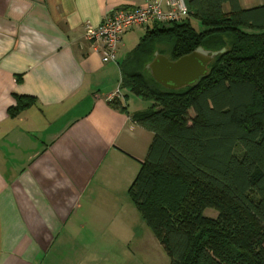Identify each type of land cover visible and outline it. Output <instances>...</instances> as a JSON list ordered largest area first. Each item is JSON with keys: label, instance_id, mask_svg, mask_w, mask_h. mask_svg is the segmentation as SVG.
I'll return each mask as SVG.
<instances>
[{"label": "crops", "instance_id": "0c3cea01", "mask_svg": "<svg viewBox=\"0 0 264 264\" xmlns=\"http://www.w3.org/2000/svg\"><path fill=\"white\" fill-rule=\"evenodd\" d=\"M144 2L0 0V264L60 262L52 254L64 255L84 188L100 172L109 192L119 171L129 188L139 174L154 134L136 116L152 103L122 86L123 65L157 24L127 32L110 63L85 35ZM115 92L127 110L111 104Z\"/></svg>", "mask_w": 264, "mask_h": 264}, {"label": "trees", "instance_id": "16d2710c", "mask_svg": "<svg viewBox=\"0 0 264 264\" xmlns=\"http://www.w3.org/2000/svg\"><path fill=\"white\" fill-rule=\"evenodd\" d=\"M188 5V19L157 24L123 65L122 86L152 103L136 119L154 134L129 193L172 264H264V6ZM199 48L218 55L193 86L143 73L156 53L176 61Z\"/></svg>", "mask_w": 264, "mask_h": 264}, {"label": "rangeland", "instance_id": "374dc122", "mask_svg": "<svg viewBox=\"0 0 264 264\" xmlns=\"http://www.w3.org/2000/svg\"><path fill=\"white\" fill-rule=\"evenodd\" d=\"M191 20L196 29L203 27L198 19ZM143 73L151 75L146 68ZM102 177L100 172L94 183L84 188L77 211L62 234L60 243L66 237L64 255L52 254L60 261L54 260L55 264H172L132 200L127 176L119 171L110 192L104 190ZM205 215L217 218L218 212L207 209Z\"/></svg>", "mask_w": 264, "mask_h": 264}, {"label": "built area", "instance_id": "2783aa9c", "mask_svg": "<svg viewBox=\"0 0 264 264\" xmlns=\"http://www.w3.org/2000/svg\"><path fill=\"white\" fill-rule=\"evenodd\" d=\"M189 16L187 0H168L167 7L156 0H145L142 5L132 9H117L111 12L98 27L87 24L85 36L94 49L102 54L103 62L110 63L116 60L120 44L127 32L150 23H181ZM119 93L112 94L109 100L117 99Z\"/></svg>", "mask_w": 264, "mask_h": 264}, {"label": "water", "instance_id": "95a60500", "mask_svg": "<svg viewBox=\"0 0 264 264\" xmlns=\"http://www.w3.org/2000/svg\"><path fill=\"white\" fill-rule=\"evenodd\" d=\"M218 52L199 48L193 53L171 61L167 56L156 53L147 66L152 77L168 89L177 90L197 84L209 74V65Z\"/></svg>", "mask_w": 264, "mask_h": 264}]
</instances>
